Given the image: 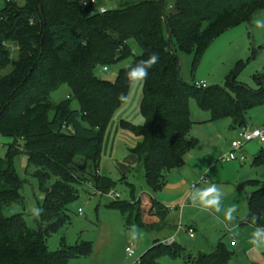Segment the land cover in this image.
I'll return each mask as SVG.
<instances>
[{"label":"trees","instance_id":"16d2710c","mask_svg":"<svg viewBox=\"0 0 264 264\" xmlns=\"http://www.w3.org/2000/svg\"><path fill=\"white\" fill-rule=\"evenodd\" d=\"M99 6V0H96ZM0 8V135L9 137L7 158L0 157V264H69L91 252V245L48 248V236L68 222V207L80 197L79 185L87 182L108 194L114 183L99 174L102 143L115 112L128 97L132 83L121 69L115 82L100 80L98 67L133 58L130 65L159 54L158 63L143 81L142 126L122 128L141 141L132 153L142 162L151 191L161 189L164 173L184 165L186 152L196 145L190 137V101L212 114L213 121L230 118L239 129L248 127L247 112L264 103V77L260 89L249 90L231 71L227 88L201 87L184 82L178 53L194 55L193 68L223 32L240 21H249L264 0H145L123 4L101 13L84 0H4ZM249 13H241L252 8ZM242 16V18H240ZM205 24V26H204ZM141 49L135 56L129 41ZM19 45L12 62L7 44ZM70 90L80 109L70 100L57 106L51 95L61 85ZM23 149L34 168L43 209L38 228H30L23 214L5 216L12 205L24 206L22 180L14 159ZM264 164V148L253 165ZM255 190L248 198V215L264 217V182L251 181ZM112 206L128 217V223L153 231L167 223L169 208L154 200L144 206L116 201ZM264 224V219L258 221ZM161 239L134 264H159L162 255L178 258L177 243L166 246ZM234 254L221 242L211 253L189 255L190 264H230Z\"/></svg>","mask_w":264,"mask_h":264},{"label":"rangeland","instance_id":"374dc122","mask_svg":"<svg viewBox=\"0 0 264 264\" xmlns=\"http://www.w3.org/2000/svg\"><path fill=\"white\" fill-rule=\"evenodd\" d=\"M145 0H99V6L107 10L123 4L138 3ZM0 0V8L4 6ZM252 8H245L241 13H249ZM242 18V16H240ZM264 19V7L260 8L249 21H240L236 26L218 36L202 55L193 73L194 55L179 52L180 76L184 82L205 84L206 87L227 88L231 71L237 69V82L249 90L260 89L258 79L264 77V29L256 28L253 21ZM205 26V24H204ZM133 54L139 56L141 49L134 40L129 41ZM11 61L19 58V45L7 44ZM133 58L109 65L108 71L100 66L96 76L100 80L115 82L121 69L131 64ZM13 70L12 65L0 73V78ZM143 81L132 83L127 100L115 112L102 143L99 174L114 183L112 199L107 194L99 193L90 183L79 185L80 197L68 207L69 222L58 232L48 236L50 252L64 247L90 244L91 252L69 264H134L145 252L152 248L159 238L167 239L175 235L177 245L181 248L178 258L162 255L159 264H190L189 255L197 256L200 252L211 253L223 243L234 254L230 264H264V248H256L249 243L255 228L251 225L241 226L248 215V198L255 190L250 182H264V164L253 165V159L264 146L258 141L245 145L242 154L246 161L237 156L231 161L226 158L233 152L232 144L237 140L241 129L234 126L230 118L213 121L212 114L202 110L195 100L190 101L191 120L194 123L190 137L196 145L184 156V165L174 168L163 175L161 189L153 192L147 185L142 162L132 153L141 138L122 128L123 123L142 126L144 118L141 113L143 99ZM70 90L66 84L61 85L51 95L54 106L70 100L72 109H80L75 98H69ZM249 130L264 127V103L249 110L246 115ZM13 140L0 135V157L7 158L9 146ZM22 149L14 159V168L22 180L21 194L25 205H12L6 208L5 216L23 214L30 228H38V219H34L31 210L42 202L37 179L33 176L34 168L29 165L28 157ZM236 152V155H240ZM210 184L218 185L222 192V208L233 204L238 206L237 219L228 224L217 221L223 219V211L214 213L203 211L192 205L190 196L193 187L206 188ZM141 200L145 206L154 200L169 208L167 223L161 228L144 230L137 225L142 236L131 240L128 230L133 226L120 209L112 206L119 201L135 203ZM185 202V203H184ZM82 211V214H80ZM179 226L181 229L178 231ZM192 228L195 238L191 239L188 229ZM232 242L236 245L233 246ZM131 246L134 258H128L126 248Z\"/></svg>","mask_w":264,"mask_h":264},{"label":"clouds","instance_id":"9594fccd","mask_svg":"<svg viewBox=\"0 0 264 264\" xmlns=\"http://www.w3.org/2000/svg\"><path fill=\"white\" fill-rule=\"evenodd\" d=\"M256 28L264 29V19H255L253 21ZM159 61L158 53H151L146 59L140 60L134 65H128L126 67V76L130 83H135L141 80H145L148 76V72ZM122 102L127 100L126 95L121 94L118 97ZM223 192L221 188L216 184H210L206 188L193 187L191 192V202L194 207H200L203 211H212L214 213H220L223 211V219L220 216H216V219L220 223L227 222L233 223L237 219L238 206L236 204L231 205L227 209L222 208ZM43 209L34 207L31 210L32 217L38 219L42 214ZM264 219V217L252 214L251 223L255 225L249 243L256 248H264V224H259L258 221ZM128 236L131 240H137L142 236L137 229L136 225H133L128 230Z\"/></svg>","mask_w":264,"mask_h":264},{"label":"built area","instance_id":"2783aa9c","mask_svg":"<svg viewBox=\"0 0 264 264\" xmlns=\"http://www.w3.org/2000/svg\"><path fill=\"white\" fill-rule=\"evenodd\" d=\"M94 5L95 9L100 11L101 13H105L107 11V9H105L104 7L98 6L97 1L96 0H84L83 2V6H88V5ZM103 70L105 72L108 71L107 67H104ZM196 85L201 88V87H206L205 84H198L196 83ZM252 141H258L260 142L263 146H264V127L261 129H256V130H249L247 128L245 129H241L238 133L237 136V140L233 142L232 144V149L233 152L229 155V157L226 158L227 161H231L233 159H235V157L237 156L242 162H245L247 159L246 157L242 154V150L245 147V145L249 142ZM236 152H240V155H236ZM108 197L112 198V199H117L113 197V192H109ZM80 214H82V211H80ZM181 229V226H179L178 231ZM188 235L191 239L195 238V232L192 228L188 229ZM164 245L166 246H172L174 243H176L175 237H172L170 239H166L162 242ZM232 245L235 246L236 243L232 242ZM126 252L128 254V258H134L135 253L133 251V248L131 246L126 248ZM139 260V259H138ZM138 260H136L135 263L138 262Z\"/></svg>","mask_w":264,"mask_h":264},{"label":"crops","instance_id":"0c3cea01","mask_svg":"<svg viewBox=\"0 0 264 264\" xmlns=\"http://www.w3.org/2000/svg\"><path fill=\"white\" fill-rule=\"evenodd\" d=\"M184 203H185V202H184ZM240 224H241V226H245V225H243L242 223H240ZM159 237H160V236H159ZM159 237H158V239H161V238H159ZM173 237H175V235H173ZM170 238H171V237H170ZM175 238H176V237H175ZM158 239H157V240H158ZM167 239H169V238H167ZM163 240H166V239H163Z\"/></svg>","mask_w":264,"mask_h":264}]
</instances>
